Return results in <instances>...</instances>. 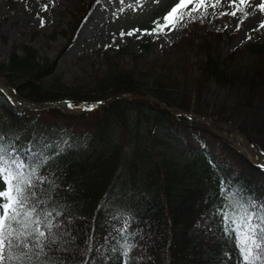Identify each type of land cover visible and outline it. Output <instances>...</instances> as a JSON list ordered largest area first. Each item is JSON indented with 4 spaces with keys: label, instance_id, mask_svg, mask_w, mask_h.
<instances>
[{
    "label": "trees",
    "instance_id": "obj_1",
    "mask_svg": "<svg viewBox=\"0 0 264 264\" xmlns=\"http://www.w3.org/2000/svg\"><path fill=\"white\" fill-rule=\"evenodd\" d=\"M86 1L81 11L71 13L70 36L56 56L41 59L35 48L23 45L0 60V74L20 96L34 102H96L120 92L157 97L168 106L212 116L218 128L225 123L238 129L264 157V29L251 33L235 52L221 54L217 48L223 33L210 31L199 19L188 28L193 32L190 53L197 49L195 62L185 53L169 66L150 65L144 72L123 67L114 60L116 54L109 56L103 74L90 77L87 89L74 88L64 81L60 66L100 0ZM246 52L245 65H238ZM166 67L179 76L167 78L164 70H152ZM179 130L196 134L199 147L186 144ZM58 132L83 138L85 148L45 145ZM0 146L36 167L38 178H46L37 182V197L45 212L60 214L62 233L47 264H217L224 257L218 246L197 235V226L216 214L232 217L240 205H255L256 215L264 213V171L200 120L153 101L123 98L92 113L69 115L58 109H18L0 93ZM118 184L132 202L126 210L124 249L109 250L111 214L104 206ZM128 245L131 250L124 256Z\"/></svg>",
    "mask_w": 264,
    "mask_h": 264
},
{
    "label": "rangeland",
    "instance_id": "obj_2",
    "mask_svg": "<svg viewBox=\"0 0 264 264\" xmlns=\"http://www.w3.org/2000/svg\"><path fill=\"white\" fill-rule=\"evenodd\" d=\"M259 2L260 0H249L251 5L249 7L239 5L238 0L237 5H233L232 0H220L219 3L216 0H205V5L201 6L197 0L178 10L180 18H174L172 23H168L163 18L179 0H100L84 18L75 35L74 44L63 57L60 71L68 86L87 89L90 77L96 75L95 73L103 74L110 64L109 56L114 58L116 54L118 57L114 60L120 62L123 67H133L144 72L150 65L161 66L165 63L169 66L178 56L185 53L190 54V61L195 62L198 57L193 53L197 49L190 53L192 48L189 40L193 32L191 29L190 34L188 28L199 19L206 21L207 29L210 31L224 33L220 48L217 50L221 54H230L250 41L251 33L258 34L264 29L260 27L264 21V13L255 9ZM86 3V0H0V60L7 59L13 49L21 50L23 45L35 48L41 59L53 58L70 36L73 24L71 13L77 12L78 8L81 11ZM44 5H48L47 11H42ZM237 7L241 10L237 11ZM234 11H237L236 16L230 14ZM225 13H228L225 15L227 17L220 16ZM244 13L248 14L247 18ZM40 17L45 21L43 27L39 23ZM158 24L167 26L161 30L157 28ZM134 29L141 31L127 35ZM153 29L156 31L152 32ZM144 30L152 34H147ZM121 32L125 33L123 37ZM202 32H197V36L202 35ZM247 57V52L242 53L238 65H245ZM157 68L152 70H164L167 78L176 79L179 76L169 67ZM0 81L5 84L2 76ZM69 104L76 106L70 107V110L80 111L86 107L81 103ZM219 126L256 152L257 146L247 135L230 130L225 123ZM180 130L177 133L178 137L185 140L186 144H191V148L199 147L200 140L196 134ZM173 132L171 129V133ZM193 136H197V139ZM200 138L206 139L203 135ZM45 145L57 150H64L70 146L78 149L84 147L85 140L78 137L69 138L66 133L58 132L56 139L51 144L45 142ZM5 154H12V150L6 151ZM35 154L40 155V150ZM41 155L43 156V152ZM261 160L264 162V159ZM129 194L123 185L118 184L105 203L104 207L108 208L111 214L110 240L106 247L109 250H115L117 247L121 248L120 250L124 249L123 229L126 225V210L132 202V196ZM246 208L248 207L245 205L238 206L231 219L240 220ZM259 215L261 213L257 216ZM231 219L226 224L223 215L216 214L197 226V235L212 247L218 246L220 255L224 257L218 259L217 264H241L235 236L230 230L226 231V228L230 229L232 226Z\"/></svg>",
    "mask_w": 264,
    "mask_h": 264
},
{
    "label": "snow or ice",
    "instance_id": "obj_3",
    "mask_svg": "<svg viewBox=\"0 0 264 264\" xmlns=\"http://www.w3.org/2000/svg\"><path fill=\"white\" fill-rule=\"evenodd\" d=\"M197 0H179L171 11L163 18L164 21L172 23L173 19H179L178 10L193 4ZM217 3L220 0H216ZM201 6L205 5V0H198ZM233 5H237V0H232ZM239 5H248L249 0H238ZM215 7V5H212ZM48 5H44L42 11H47ZM255 9L264 13V0H260L255 5ZM198 11V9H196ZM237 7V11H240ZM237 11L231 12L232 16L237 15ZM224 15H228L225 13ZM247 18V13H244ZM39 17V13L37 14ZM40 26L43 27L45 21L39 18ZM242 23V21H241ZM167 25H157L162 28ZM264 28V21L260 24ZM239 29V24H237ZM134 29L127 33L133 35L140 32ZM153 29L152 32H155ZM147 34H152L144 30ZM125 33L121 32L123 37ZM139 38V37H138ZM251 37H249L250 39ZM69 107H76L69 104ZM95 105L88 106L89 110ZM6 150L0 147V264H47L48 252L54 251L53 245L57 237L62 235L59 232V213L45 212L37 197V182L45 183L46 178L36 176V167L27 164L23 159H17L12 154H5ZM31 168V172L26 173L25 169ZM225 223L231 219L227 213L223 214ZM56 221V222H54ZM231 231L235 236L236 247L241 256V264H264V213L257 216L256 206L246 208L240 220L231 219ZM57 229L56 232L53 229ZM131 245L126 246L123 253L127 256L131 250ZM43 258V259H42ZM127 264V260L124 261Z\"/></svg>",
    "mask_w": 264,
    "mask_h": 264
},
{
    "label": "water",
    "instance_id": "obj_4",
    "mask_svg": "<svg viewBox=\"0 0 264 264\" xmlns=\"http://www.w3.org/2000/svg\"><path fill=\"white\" fill-rule=\"evenodd\" d=\"M13 89V88H12ZM0 91L7 97V99L9 100V102L11 104H13L14 106L18 107V108H23V109H30V110H43V109H47V108H55V109H58L60 111H62L63 113H66V114H79V113H82V112H90V111H94L96 109H92V110H84V111H69V107H68V103L69 101L68 100H62V101H54V102H43V103H36L32 100H29V99H25V98H22L20 97L19 95L16 94V92L14 91L13 89V96L15 97H12L10 95L7 94V92L5 91V89L0 86ZM120 97H140V98H143V99H146V100H152V101H155L157 104H159L160 106H162L164 109L168 110V111H171V112H179L180 114H185L184 111H181L179 108H176V107H168L167 105H165L160 99L158 98H150V97H146V96H141V95H136V94H128V95H125V94H117L116 96L112 97V98H109L107 100H103L101 102V104H99V107L100 106H105L106 104L110 103L113 99H116V98H120ZM98 107V108H99ZM188 114V113H187ZM200 118H203V116H200ZM210 129L212 131H214L215 133L229 139L233 144L234 146L239 150V152H241L245 157H247V154L244 152V150L242 149V147L239 145V143L233 138L231 137L229 134H225V133H221L219 132L215 127L214 125H209Z\"/></svg>",
    "mask_w": 264,
    "mask_h": 264
},
{
    "label": "bare ground",
    "instance_id": "obj_5",
    "mask_svg": "<svg viewBox=\"0 0 264 264\" xmlns=\"http://www.w3.org/2000/svg\"><path fill=\"white\" fill-rule=\"evenodd\" d=\"M0 76H3V75L0 74ZM0 86H2L5 89V91L7 92L8 95L14 97L13 96L14 95L13 94V90H12V88L10 86H5L2 81H0ZM244 150L246 151V152L245 151L244 152L250 157L252 162H254V163L258 164V165H263L264 164V162H262L260 157L259 156L257 157L250 148L245 147Z\"/></svg>",
    "mask_w": 264,
    "mask_h": 264
}]
</instances>
